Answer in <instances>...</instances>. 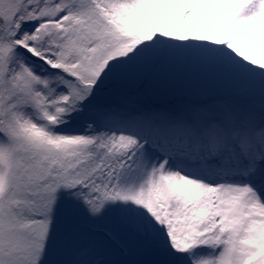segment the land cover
<instances>
[{
	"label": "snow or ice",
	"instance_id": "6c2138e0",
	"mask_svg": "<svg viewBox=\"0 0 264 264\" xmlns=\"http://www.w3.org/2000/svg\"><path fill=\"white\" fill-rule=\"evenodd\" d=\"M0 264H264V0H0Z\"/></svg>",
	"mask_w": 264,
	"mask_h": 264
}]
</instances>
